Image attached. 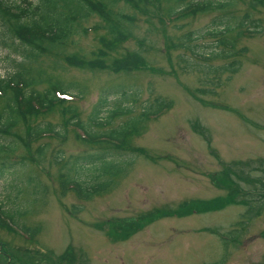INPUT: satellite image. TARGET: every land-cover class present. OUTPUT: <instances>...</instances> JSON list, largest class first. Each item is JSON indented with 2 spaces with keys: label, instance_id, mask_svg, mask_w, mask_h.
Segmentation results:
<instances>
[{
  "label": "rangeland",
  "instance_id": "obj_1",
  "mask_svg": "<svg viewBox=\"0 0 264 264\" xmlns=\"http://www.w3.org/2000/svg\"><path fill=\"white\" fill-rule=\"evenodd\" d=\"M231 1L232 5L221 12L197 15L175 24L160 23L153 13L143 17L118 3L117 10L134 17L132 37L118 53L107 55V60L124 51H140L145 67L128 73L77 70L61 61L63 55L69 54L86 60L93 57L92 52L98 47L96 37L102 32L87 30L98 24L95 16L80 24L86 28V34L73 37L57 58L47 56L33 64H23L19 54L0 45V78L11 75L21 64L33 71L40 70L44 81L50 76L58 82L74 84L81 94L73 102L81 121L103 93H107L106 109L100 119L115 104L131 111L114 119L113 126L127 117L137 116L155 98L171 102V108L155 120L145 122L144 129L132 141L133 147L142 149L149 157L123 154L122 161L129 163L125 173L102 195L80 201L71 191L57 187L59 165L52 163L51 156L59 152L64 161L87 151L70 133L64 142L42 138L32 144L31 151L38 145L46 147L41 167L27 162L10 168L5 165L0 173V207L12 209L15 214L19 212L14 217L19 225L38 230L28 239L17 236L11 229H0V264H260L264 261V208L249 220L239 219L244 208L236 204L203 212L166 214L131 233L120 228H116V235L111 233L115 225L123 228V221L153 210L167 209L169 213L182 203L225 194V190L209 180L223 164L244 162L250 169L257 167V162L264 164V0L253 5L251 0ZM242 15L259 27L257 34L241 37L234 44V51L245 50L235 58L199 61L186 52L166 50L169 41L176 43L184 33L192 32L197 37L190 44L195 53L209 57L217 39L205 33L222 31L226 26L221 24L234 23ZM233 34L231 30L221 38L230 39ZM137 41L142 44L138 45ZM6 45H10L8 41ZM188 61L199 63V67L233 62L238 68L233 74L221 73L217 80H212L214 95L201 94L197 91L210 89L211 78L205 77L198 66H189ZM77 90L69 92L74 94ZM45 120L52 125L60 124L59 111ZM193 124L198 126L196 130L192 129ZM24 156L19 147L13 153L0 154V160L8 157L10 162H18ZM247 171L244 169V174ZM90 174L88 169H83L76 176L86 181ZM247 178L250 179L249 174L245 175ZM237 221L246 223L243 230L233 225ZM217 234H226L232 240Z\"/></svg>",
  "mask_w": 264,
  "mask_h": 264
},
{
  "label": "trees",
  "instance_id": "obj_2",
  "mask_svg": "<svg viewBox=\"0 0 264 264\" xmlns=\"http://www.w3.org/2000/svg\"><path fill=\"white\" fill-rule=\"evenodd\" d=\"M118 3L143 17L153 13L160 23L163 21L169 24L214 11L221 12L232 5L231 0L223 2L222 0H34V2L0 0V45L19 54L20 62L23 64H33L36 60L47 56L59 57L66 45L71 43L78 33L85 35L87 30L102 31L96 37L98 47L92 52L91 59L86 60L76 54H69L63 55L61 61L77 70H106L113 74L140 70L145 67L140 51H124L109 62L107 60V55L118 53V49L132 37L134 17L117 10ZM258 3L257 0L254 2L251 0V5ZM90 16H95L98 24L86 30L80 24ZM222 17L220 15V18ZM216 20L215 22H218L219 19ZM220 24L221 22L218 25ZM247 24L249 28H246ZM221 25L226 26L222 31L205 33L206 36L217 39V45L211 47L213 55L209 57L195 53L190 44L197 37L194 38L195 34L192 32L184 33L176 43L169 41L166 50L186 52L193 59L196 56L199 61L209 62L214 58L228 60L245 51L243 49L234 51V44L238 39L257 34L256 28L259 27L255 21H249L247 15L238 17L234 23L226 21ZM231 30L234 34L230 39L221 38ZM7 41L10 45H6ZM137 44L141 45L142 42L137 41ZM187 64L192 68L200 65L193 61H188ZM204 66L198 67L203 70L201 72L205 77L211 78L210 89H199L197 92L212 95L215 94L212 80H217V76L221 73L233 74L238 68L233 62L216 67H209L207 64ZM41 76L43 73L40 70L33 71L30 67L19 64L11 75L0 78V154L13 153L19 147L25 154L18 162H10L8 157L0 160L1 174L5 165L10 168L15 164L23 166L24 162H27L41 167L46 147L44 144L38 145L34 151H31L32 144L42 138L64 142L66 134L70 133L87 151L81 155L67 157L64 161L59 152L51 156L52 163L59 165L57 187L71 191L80 201H86L92 196L106 193L114 186L116 179L125 173L129 163L122 161L123 154L149 157L142 149L133 147L132 141L144 129L145 122L155 120L171 108L170 101L155 98L143 107L137 116L127 117L113 126L111 123L114 119L124 117L131 111L129 107L115 104L112 109L106 111L105 117L100 119L101 112L106 109L107 93H103L104 96L99 95V99L92 106L85 120L81 121L73 103L81 96L78 88L76 89L71 83L58 82L50 76L45 77L44 81ZM70 90L77 92L73 94L69 92ZM120 93L125 100L124 91ZM55 111H59L60 115L61 122L58 125H52L45 120V117L54 114ZM15 127L17 128L14 130ZM197 127L195 124L192 125L193 130ZM200 134H202L201 130ZM256 166L250 169L251 167L244 162L223 164L218 173L209 176V180L215 187L225 190V194L211 199L182 203L169 213L167 209L153 210L133 220L123 221V228L115 225L111 233L116 235V228L131 233L157 216L189 214L193 210L203 212L234 204L244 208L239 219L246 217L249 220L252 215H258L264 208V174H262L264 164L257 162ZM83 169L91 172L89 180H79L76 176ZM244 169L249 171L244 174ZM248 174L250 179L245 180V175ZM241 185H247L248 188ZM11 210L0 207V229H11L17 236H26L25 238L28 239L35 235L38 229H27L19 225L14 218L19 212L15 214ZM245 224L243 221H237L233 225L236 229L243 230ZM226 234H220L219 237L227 241L232 240L228 239ZM262 235L264 236V233Z\"/></svg>",
  "mask_w": 264,
  "mask_h": 264
},
{
  "label": "flooded vegetation",
  "instance_id": "obj_3",
  "mask_svg": "<svg viewBox=\"0 0 264 264\" xmlns=\"http://www.w3.org/2000/svg\"><path fill=\"white\" fill-rule=\"evenodd\" d=\"M260 264H264V261H262Z\"/></svg>",
  "mask_w": 264,
  "mask_h": 264
}]
</instances>
